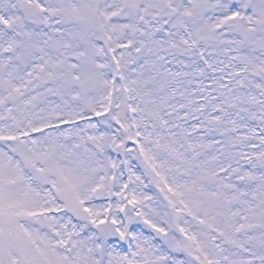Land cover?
<instances>
[{
    "label": "snow or ice",
    "instance_id": "1",
    "mask_svg": "<svg viewBox=\"0 0 264 264\" xmlns=\"http://www.w3.org/2000/svg\"><path fill=\"white\" fill-rule=\"evenodd\" d=\"M0 264H264V0H0Z\"/></svg>",
    "mask_w": 264,
    "mask_h": 264
}]
</instances>
